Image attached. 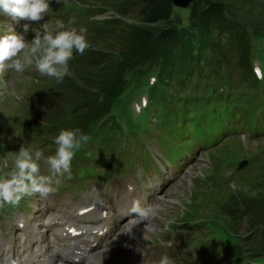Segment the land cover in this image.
<instances>
[{"label": "rangeland", "instance_id": "rangeland-1", "mask_svg": "<svg viewBox=\"0 0 264 264\" xmlns=\"http://www.w3.org/2000/svg\"><path fill=\"white\" fill-rule=\"evenodd\" d=\"M50 6L51 12L38 22L22 20L19 24L0 13V28L6 32L15 27L16 31L22 32L23 24L30 23V30L25 35L26 39L31 41L36 35L32 28L42 29L47 22L49 30L54 31L57 22L63 21L69 27H86L87 40L93 43V35L99 31L96 20L118 16L106 0H50ZM190 10L191 4L188 7L174 5L173 23L176 27L189 28ZM69 21L74 23L69 25ZM3 31L0 30V34H4ZM248 41L251 53L264 47L262 37L255 36ZM255 59L264 70V52L257 54ZM159 69L149 67L148 64L137 67L131 65L121 95L111 98L114 109L124 106L120 117L122 128L119 129L121 143L98 140L93 155L98 156V151L104 148L112 149L118 159L119 175L125 174L136 185H143L144 180L150 182L160 178L169 163L185 164L195 157L199 147H203L206 153L203 152L201 158L205 162L194 164L184 186L174 188L172 180L163 184L157 182L155 185L159 196L164 197L165 192L170 189L174 193L172 196L176 194V197H180V201L184 202L181 212L176 215V221L171 225V230L186 229L185 232L192 233L191 244L198 257V261L193 264H223L219 259L222 250L228 249L232 241L230 235L234 229H238L236 233L245 240L238 243L240 246L249 247L251 242L259 239L261 229L251 226L249 216H242L233 229L232 218L221 213V206L234 190L251 194L256 192L255 183L264 178V137L247 141L243 137L245 132L251 133V130H256L254 135L264 134V104L249 106L241 113L226 111V103L219 100L201 117V127L198 131L185 132L199 120L195 109L187 111L184 118L173 123L160 119L152 107L134 113L131 101L137 99L140 92L151 88L156 78L162 77ZM53 87L54 78L42 76L34 65L22 73L9 69L0 74V176L12 169L15 152L22 144L26 148L32 149L35 146L39 149V145L35 144L42 139L43 132L38 129L45 120L50 119L46 115ZM260 94L264 100L263 85L260 86ZM69 120L70 112L66 111L62 118L52 123L64 130L69 129ZM95 122L97 121L93 120L90 125ZM52 134L54 132H51ZM204 138L211 140L205 142ZM228 139L230 141L225 142ZM151 147L157 148L158 154H154L150 150ZM246 158L249 163L244 169L249 167L245 172H239L238 164ZM93 167V163L87 164L88 170ZM117 183L120 186L124 184L121 179H114L110 184ZM107 192V197H111L110 201H121L122 197L117 195L114 189L107 187ZM63 198L62 209L65 212L72 211L79 204L72 200L71 193L63 194ZM52 201L53 198L50 197L46 203L51 204ZM26 204L27 202H21L18 207L11 209V212L22 210ZM163 209L166 219L160 218L161 224L156 226V232L150 231L144 234V237L159 236L166 228L171 214L179 211L180 204L168 203ZM10 216V209L4 208L0 220L11 221ZM2 229L5 236L12 237L15 227L9 228L5 225ZM17 231L23 233L21 229ZM182 249V255L185 252H193L189 243ZM4 250L5 244H0V254ZM151 251L161 256L162 250L159 246H151ZM245 261L250 264H264V258L256 261L247 257Z\"/></svg>", "mask_w": 264, "mask_h": 264}, {"label": "trees", "instance_id": "trees-1", "mask_svg": "<svg viewBox=\"0 0 264 264\" xmlns=\"http://www.w3.org/2000/svg\"><path fill=\"white\" fill-rule=\"evenodd\" d=\"M106 3L118 16L96 20L99 31L92 34L93 43L82 55L74 50L69 62L71 75L60 82L54 79L46 115L50 119L44 126L68 111L69 128H79L84 134L93 120L107 118L114 109L111 98L121 95L131 65L158 67L163 81L183 59L193 55V46L209 45L224 55L225 33L238 41L240 62L247 65L252 51L248 40L264 38V0H194L189 28L181 29L173 23V0ZM152 88L153 94H159L156 86ZM255 185L252 194L230 192L221 213L232 218L233 229L244 215L249 216L253 228L260 227L259 239L247 248L238 247V253L257 261L264 258V178Z\"/></svg>", "mask_w": 264, "mask_h": 264}, {"label": "clouds", "instance_id": "clouds-1", "mask_svg": "<svg viewBox=\"0 0 264 264\" xmlns=\"http://www.w3.org/2000/svg\"><path fill=\"white\" fill-rule=\"evenodd\" d=\"M0 12L14 20L38 22L51 12L50 0H0ZM74 21H69L71 25ZM23 31L15 29L0 34V74L11 69L22 73L26 68L35 66L42 76L54 78L60 82L71 75L69 62L74 50L84 54L90 47L86 37L87 29L69 27L58 21L54 31L49 30L46 22L42 29L32 28L36 33L31 41L26 39L30 23L23 24ZM90 139L79 128L61 130L55 138L58 146L54 155L44 157L40 150L26 148L23 144L15 152L12 169L0 176V207L18 205L25 196L39 193L46 197L55 191L53 184H59L60 177L70 175L73 157L77 150ZM41 159L48 165L47 175L40 173L38 161ZM138 205L134 203L133 211ZM145 257L146 253L142 251ZM156 264H174L168 256H162Z\"/></svg>", "mask_w": 264, "mask_h": 264}, {"label": "bare ground", "instance_id": "bare-ground-1", "mask_svg": "<svg viewBox=\"0 0 264 264\" xmlns=\"http://www.w3.org/2000/svg\"><path fill=\"white\" fill-rule=\"evenodd\" d=\"M45 128H46V126H44L42 124L38 130H41L43 132V129H45ZM227 141H230V139L226 140L225 142H227ZM245 141H247V140H245ZM174 197H176V194L174 195ZM126 205H127V203L123 206L124 212H126ZM27 238L30 242H33L35 240V234H34V231L32 229H31V233L28 234ZM7 260L10 261V264H21L20 261L17 258L13 257L11 254H8Z\"/></svg>", "mask_w": 264, "mask_h": 264}, {"label": "water", "instance_id": "water-1", "mask_svg": "<svg viewBox=\"0 0 264 264\" xmlns=\"http://www.w3.org/2000/svg\"><path fill=\"white\" fill-rule=\"evenodd\" d=\"M194 0H173L174 5H179L182 7H188L190 4H192Z\"/></svg>", "mask_w": 264, "mask_h": 264}]
</instances>
